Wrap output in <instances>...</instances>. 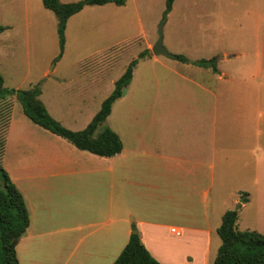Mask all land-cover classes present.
Segmentation results:
<instances>
[{"label":"crops","instance_id":"1","mask_svg":"<svg viewBox=\"0 0 264 264\" xmlns=\"http://www.w3.org/2000/svg\"><path fill=\"white\" fill-rule=\"evenodd\" d=\"M252 65L210 70L218 86L185 75L193 86H160L157 109L110 128L122 148L109 157L33 123L13 98L1 165L28 213L18 264L24 249V264H111L132 230L161 264H210L233 191L247 198L263 161V73Z\"/></svg>","mask_w":264,"mask_h":264},{"label":"rangeland","instance_id":"2","mask_svg":"<svg viewBox=\"0 0 264 264\" xmlns=\"http://www.w3.org/2000/svg\"><path fill=\"white\" fill-rule=\"evenodd\" d=\"M164 1L124 0L122 5L84 6L66 20L59 55L56 17L41 0H0V26L5 27L0 32L2 85L26 89L38 83L39 99L47 113L63 127L77 130L89 121L129 62L135 60L132 77L120 90L121 99L112 102L102 123L117 131L125 126L122 117L147 116L150 112L143 106L157 109L160 86H193L181 75L203 86L221 84L212 80L210 68L194 64L197 59L214 56L216 68L227 72L234 66H249L243 68L247 75L254 72L250 67L258 61L264 85V0H173L165 15ZM162 18L163 47L168 54L184 56L185 62L151 53ZM232 53L243 55L230 57ZM14 103L20 106L17 99ZM260 131L264 146V116ZM258 174L257 184L247 186L251 192L247 198L233 191L232 199L237 202H232L230 209L237 210L238 230L264 233V156ZM62 253L54 252V260ZM27 257L29 252L24 249L20 264Z\"/></svg>","mask_w":264,"mask_h":264},{"label":"trees","instance_id":"3","mask_svg":"<svg viewBox=\"0 0 264 264\" xmlns=\"http://www.w3.org/2000/svg\"><path fill=\"white\" fill-rule=\"evenodd\" d=\"M173 0L164 1V15L171 9ZM114 3L122 5L124 0H78L62 3L59 0H41L44 8L56 17L59 55L64 44L66 20L86 5ZM5 27L0 26V32ZM144 52L138 55L142 56ZM178 61L185 62L180 54H168ZM215 57L197 59L194 64L208 67L216 72ZM135 60H131L125 71L114 82L113 90L105 97L88 123L79 130L63 127L51 117L39 99L40 87L37 84L26 89H8L4 87L0 75V264H18L15 245L28 226V213L20 192L9 179L1 165L5 135L12 108V99L19 101L23 114L38 126L65 139L74 147L92 154L109 157L122 148L118 135L107 126H102L110 113L112 102L120 96V90L129 83ZM236 209H227L221 216L216 228L220 239L215 256L210 264H264V233L254 230H238L235 226ZM111 264H161L144 247L136 231L131 232L128 240Z\"/></svg>","mask_w":264,"mask_h":264},{"label":"water","instance_id":"4","mask_svg":"<svg viewBox=\"0 0 264 264\" xmlns=\"http://www.w3.org/2000/svg\"><path fill=\"white\" fill-rule=\"evenodd\" d=\"M164 21L165 18H162L157 25V38L150 49L151 53L154 55L157 54L168 55V51L162 45V26ZM124 91L125 90L123 89L122 92L124 93ZM132 231L134 232V230Z\"/></svg>","mask_w":264,"mask_h":264},{"label":"built area","instance_id":"5","mask_svg":"<svg viewBox=\"0 0 264 264\" xmlns=\"http://www.w3.org/2000/svg\"><path fill=\"white\" fill-rule=\"evenodd\" d=\"M171 231L177 233V231L174 228H172Z\"/></svg>","mask_w":264,"mask_h":264}]
</instances>
